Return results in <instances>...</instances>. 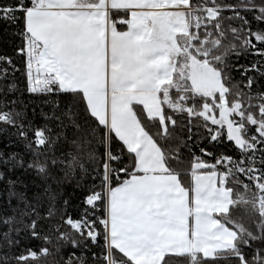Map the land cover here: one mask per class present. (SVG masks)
<instances>
[{
	"label": "snow or ice",
	"instance_id": "snow-or-ice-1",
	"mask_svg": "<svg viewBox=\"0 0 264 264\" xmlns=\"http://www.w3.org/2000/svg\"><path fill=\"white\" fill-rule=\"evenodd\" d=\"M49 257L264 264V0H0V264Z\"/></svg>",
	"mask_w": 264,
	"mask_h": 264
},
{
	"label": "trees",
	"instance_id": "trees-1",
	"mask_svg": "<svg viewBox=\"0 0 264 264\" xmlns=\"http://www.w3.org/2000/svg\"><path fill=\"white\" fill-rule=\"evenodd\" d=\"M17 75H19V74H17ZM27 97H28V94H27V93H25V100H26V102H27ZM224 150H225V151H229V152H230V150H229V149H227V148H225ZM230 154H232V153L230 152ZM40 243H41V242L37 241V242H36V245H39ZM48 259H49V264H51L52 257H49Z\"/></svg>",
	"mask_w": 264,
	"mask_h": 264
}]
</instances>
